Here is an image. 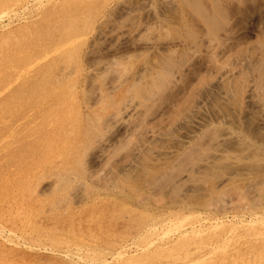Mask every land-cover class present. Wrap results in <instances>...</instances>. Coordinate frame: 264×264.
Wrapping results in <instances>:
<instances>
[{
  "label": "rangeland",
  "instance_id": "374dc122",
  "mask_svg": "<svg viewBox=\"0 0 264 264\" xmlns=\"http://www.w3.org/2000/svg\"><path fill=\"white\" fill-rule=\"evenodd\" d=\"M0 264H264V0H0Z\"/></svg>",
  "mask_w": 264,
  "mask_h": 264
},
{
  "label": "bare ground",
  "instance_id": "6f19581e",
  "mask_svg": "<svg viewBox=\"0 0 264 264\" xmlns=\"http://www.w3.org/2000/svg\"><path fill=\"white\" fill-rule=\"evenodd\" d=\"M195 123V122H194Z\"/></svg>",
  "mask_w": 264,
  "mask_h": 264
}]
</instances>
